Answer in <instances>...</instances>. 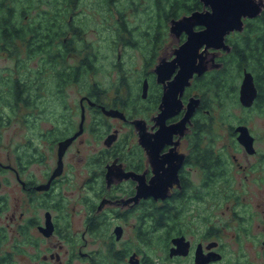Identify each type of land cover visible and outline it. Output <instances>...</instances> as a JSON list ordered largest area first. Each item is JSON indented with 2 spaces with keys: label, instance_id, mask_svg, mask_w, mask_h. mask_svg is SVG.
I'll return each mask as SVG.
<instances>
[{
  "label": "flooded vegetation",
  "instance_id": "flooded-vegetation-1",
  "mask_svg": "<svg viewBox=\"0 0 264 264\" xmlns=\"http://www.w3.org/2000/svg\"><path fill=\"white\" fill-rule=\"evenodd\" d=\"M126 28L124 46L149 47L140 52L136 80L119 69L111 91L92 85L80 97L78 118L63 125L62 116L47 113L44 124H28L41 130L38 138L32 133L0 155V264H264V187L257 200L253 187L228 180L236 170L249 179L256 136L246 123L231 125L246 152L227 157L234 172L209 137L216 132L209 78L225 70L245 28L226 36L230 51L203 45L208 68L182 89L178 50L187 32L172 33L169 24V41L159 31L143 44ZM257 88L251 106L239 98L245 109L257 104ZM193 97L198 103L189 110ZM240 125L254 136L253 152L238 139Z\"/></svg>",
  "mask_w": 264,
  "mask_h": 264
},
{
  "label": "rangeland",
  "instance_id": "rangeland-1",
  "mask_svg": "<svg viewBox=\"0 0 264 264\" xmlns=\"http://www.w3.org/2000/svg\"><path fill=\"white\" fill-rule=\"evenodd\" d=\"M93 1L82 0L78 9L70 15L69 21H72L79 33L75 41L76 49L66 55L65 67L59 63H51L50 58L39 56L25 59L24 65L15 57L0 54V155L3 157H6L14 143L29 142L32 133L38 138L41 130L38 127L32 130L28 124H44L43 118L47 113L53 112L59 117L62 116L59 120L63 125H67L66 119L70 121L72 116L78 118L79 112L75 113L74 109L79 108L80 97L91 90L92 85L97 86L94 89L96 91H111L115 87L113 81L117 80L120 74L119 69L129 77V81L136 80V66L141 60L140 52L142 53L143 49L147 51L149 47H143L140 51L139 48L124 46V27L132 30L134 40H141L143 44L151 40L156 32L160 31L161 37L168 35L169 21L165 13L162 15L170 7L168 2L160 5L158 0H110L104 7L99 8ZM183 13L185 12L181 11L180 15ZM65 38L71 36L67 35L64 40ZM169 40L168 35L166 41ZM89 52L97 56L91 57ZM119 52L122 53L120 60ZM249 62L246 66H249L255 75L260 74L264 81V68L256 60L250 59ZM228 66V79L232 83L227 85L226 90L218 94L211 92L209 95V121L212 118L216 129L214 133L209 132V137L213 134L216 149L225 150L222 157L226 161V170L234 172V169L229 167L227 157L233 154L245 157L246 152L231 133V125L241 122L252 128L258 149L253 158L256 164L251 171L246 172L249 179L245 178L242 171L236 170L233 178L228 180L232 186L253 187L252 198L258 200L260 196L255 193H262L264 187V101L251 109H245L239 101L242 70L240 71L237 65ZM68 75L72 76V80L65 82ZM32 77L36 78L35 82ZM73 77L78 80H73ZM17 80L22 86L25 84L23 97L26 99L9 92L12 85H20L16 84ZM131 85L135 91L136 84ZM70 112H73V115ZM35 140L38 142V139Z\"/></svg>",
  "mask_w": 264,
  "mask_h": 264
},
{
  "label": "trees",
  "instance_id": "trees-1",
  "mask_svg": "<svg viewBox=\"0 0 264 264\" xmlns=\"http://www.w3.org/2000/svg\"><path fill=\"white\" fill-rule=\"evenodd\" d=\"M93 2L100 8L108 4L110 0H94ZM163 2L170 4L167 11L162 13V15L165 13L168 21L173 17L181 16V11L190 12L202 7L200 0L192 2L188 0H158L160 5ZM44 3L45 5H43ZM81 3L82 0H0V54L15 57L22 63L25 59L37 56L50 58L51 63L55 65L59 63L65 67L66 55L76 49L75 41L79 33L69 18ZM92 7L94 6L92 5ZM123 29L125 30V27ZM240 34L239 40L234 42L233 50L227 54L225 70L216 71L209 78V88L215 94L226 90L227 85L232 83L228 79L230 75L228 65H237L240 71L244 67L251 70L246 65L254 57L264 68V11L257 17L255 27L254 20L247 19L245 29ZM254 34L257 38L255 43H252L251 38ZM67 35L71 38L64 40ZM255 76L256 84L259 87L257 102L259 104L264 101V81L260 74ZM17 81L16 84H19L20 81ZM25 88V84L22 86L21 83L14 87L12 85L9 92H13V95L16 93L18 97L26 99L23 97ZM4 100L7 102L5 98Z\"/></svg>",
  "mask_w": 264,
  "mask_h": 264
},
{
  "label": "water",
  "instance_id": "water-1",
  "mask_svg": "<svg viewBox=\"0 0 264 264\" xmlns=\"http://www.w3.org/2000/svg\"><path fill=\"white\" fill-rule=\"evenodd\" d=\"M200 2L202 9H195L180 17H173L169 22L172 33L178 35L186 31L188 34L187 40L178 50L182 63V72H179L176 80L178 89H182L190 82L195 71L201 73L208 68L206 56L200 52L203 45L206 48L205 52L209 48L230 51L231 45L226 42V36L232 31H242L245 28V19L257 17L264 10V0H200ZM198 25L203 28L197 31L195 27ZM185 60L186 63H184ZM211 65L219 66V63L214 62ZM239 92L240 101L244 106H251L254 103L258 88L250 70L245 71ZM197 103L198 99L193 97L188 105L189 110L194 109ZM237 130L240 131L239 141L253 152L254 136L249 128L246 125H240ZM71 139L72 137L65 142L68 143Z\"/></svg>",
  "mask_w": 264,
  "mask_h": 264
}]
</instances>
